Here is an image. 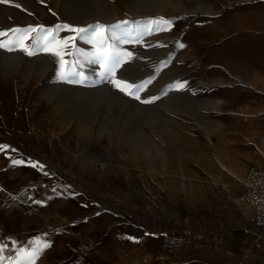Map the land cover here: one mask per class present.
Instances as JSON below:
<instances>
[{"label":"rangeland","instance_id":"obj_1","mask_svg":"<svg viewBox=\"0 0 264 264\" xmlns=\"http://www.w3.org/2000/svg\"><path fill=\"white\" fill-rule=\"evenodd\" d=\"M157 17L171 20L172 27L144 35L139 43L119 45L132 57L117 70V78L143 85L141 100L159 97L148 104L100 81L102 69L83 57L65 56L76 62L69 71L88 77L82 84L70 83L59 79L57 57L0 48V146H7L0 147V168L7 162H35L42 174L52 171L57 180L52 189L61 196L70 189L95 201L76 223L104 212L144 215L137 210L138 201L154 210L153 215L183 201L191 207V219L211 222L212 232L226 223L225 218L233 227L240 226L245 213L252 227L248 205L237 201L246 187L240 190L238 184L221 193L191 191L217 171L206 170L202 156L230 168L231 147L245 145L248 132H264V46L252 41L256 31L264 30V0H8L0 3V33H8L0 41L7 43L13 38L11 30L29 26L87 27L121 21L132 22L125 28L136 36L143 30L141 22ZM74 35L59 33L61 38ZM74 44L92 51L80 39ZM178 82L185 87L177 88ZM156 146H164L163 155ZM179 165L185 166L178 167V173ZM200 166L202 172L196 174ZM182 182L190 192L178 190ZM44 189L39 190V204L27 199L36 192L30 183L22 194L0 199V205L8 210L21 200L26 218L41 221L49 216L50 193ZM196 199L200 201L193 202ZM69 211L66 204L59 215L66 218ZM88 227L74 233L86 239L98 229ZM79 247L89 251L95 246Z\"/></svg>","mask_w":264,"mask_h":264},{"label":"crops","instance_id":"obj_2","mask_svg":"<svg viewBox=\"0 0 264 264\" xmlns=\"http://www.w3.org/2000/svg\"><path fill=\"white\" fill-rule=\"evenodd\" d=\"M258 32L252 41L264 46V30ZM260 34H263L262 39ZM247 135L249 139L245 145L231 147L230 168L216 165L211 158L202 156L205 163L201 164H205L206 170L213 167L217 171L208 173L206 184L196 185L195 191L191 192L221 193L233 191L238 184L240 190L246 187L245 170L264 165V132L253 131ZM181 166L185 165L177 166V171ZM202 169L198 167L196 174ZM41 170L37 163L27 160H22L20 164L7 162L0 168V181H3V184L0 183V199L22 194L30 183L34 184L36 192L27 199L31 198L34 204H39V190L45 188L50 193L47 204L49 216L41 218V221L26 218L19 207L20 203H24L21 200L13 206L11 204L8 210L0 205V245L6 246L4 255L8 259H15L18 249L30 248L33 241L40 239L46 241L49 247L42 251L35 264H264V231L254 225L250 227L247 220L251 218L246 213L240 226L233 227L225 218L223 221L226 223L217 224L216 232H212L211 222L191 219V207L183 201L170 207V211L163 210L156 215H153L156 213L154 210L144 208L142 201H138L140 206L137 210L144 215L129 214L126 217L104 212L76 223L75 218L91 210L95 201L73 195L70 189H65L66 196H61L59 191L52 189L57 181L52 171L42 174ZM224 181L232 184L227 185L230 189L225 188ZM183 182L181 186L177 185L182 192L187 188ZM240 195L234 196L238 198ZM66 204L70 208L66 216L68 221L59 215L64 212ZM33 210L39 211L36 207ZM55 227L63 229L48 232ZM87 227L98 229L86 239L74 233ZM90 243L95 246L92 250L82 251L79 247Z\"/></svg>","mask_w":264,"mask_h":264},{"label":"snow or ice","instance_id":"obj_3","mask_svg":"<svg viewBox=\"0 0 264 264\" xmlns=\"http://www.w3.org/2000/svg\"><path fill=\"white\" fill-rule=\"evenodd\" d=\"M0 3H8V0H0ZM132 22L121 21L116 25L95 24L87 27H73L71 25H57L54 28H45L44 26H29L25 29H13V38L7 43L0 41V48L12 51L19 49L28 56L36 55L38 52L51 54L59 60L60 80H68L70 83H84L88 77L82 72L69 71V68L75 67V61L69 62L65 59L66 55L83 57L88 63L96 64L102 69L99 73L100 81H107L119 92L140 100L148 104L154 102L159 97L141 100L140 92L144 90L143 85H134L125 80L117 78V70L132 57L130 51L123 50L119 45L129 43H139L143 36L151 34L154 31H166L172 27L173 22L165 17L150 19L143 24V30L136 36L125 28ZM117 29H121L118 33ZM67 30L76 35L61 38L60 31ZM35 34V35H33ZM8 33H0V36H7ZM80 39L92 46V51L86 52L76 49L74 41ZM184 47L183 44L179 45ZM177 88H183V83H177ZM6 148L7 146H0ZM22 163V161H14ZM35 166V165H33ZM49 247L46 241L37 239L32 242L30 248H21L16 251L15 259H8L4 253L6 246L0 245V264H35L36 259L44 249Z\"/></svg>","mask_w":264,"mask_h":264},{"label":"built area","instance_id":"obj_4","mask_svg":"<svg viewBox=\"0 0 264 264\" xmlns=\"http://www.w3.org/2000/svg\"><path fill=\"white\" fill-rule=\"evenodd\" d=\"M245 180L247 193L243 202L251 209L254 226L264 231V165L249 167Z\"/></svg>","mask_w":264,"mask_h":264},{"label":"bare ground","instance_id":"obj_5","mask_svg":"<svg viewBox=\"0 0 264 264\" xmlns=\"http://www.w3.org/2000/svg\"><path fill=\"white\" fill-rule=\"evenodd\" d=\"M171 139V138H170ZM174 142H175V140H174ZM155 151L158 153V154H161L162 153V155H163V151H164V146H156L155 147ZM193 149H195V148H193ZM197 155H199V156H202V153H197V152H195ZM198 157V156H197ZM162 158H165V157H162ZM166 159V158H165ZM202 159V158H201ZM202 161H203V159H202ZM165 162H166V160L165 161H163V166H165L166 164H165ZM245 184H246V180H245ZM247 193V185H246V192H245V194ZM245 194L243 195V196H240L239 197V200L238 201H242V203H243V198H244V196H245ZM247 206V205H246ZM249 208V207H248ZM249 210L251 211V209L249 208Z\"/></svg>","mask_w":264,"mask_h":264}]
</instances>
